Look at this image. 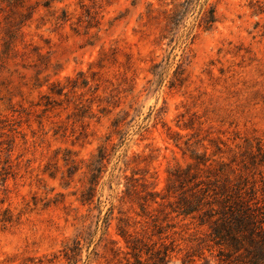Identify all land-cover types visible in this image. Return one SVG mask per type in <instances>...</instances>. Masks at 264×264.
Returning <instances> with one entry per match:
<instances>
[{"label":"rangeland","instance_id":"1","mask_svg":"<svg viewBox=\"0 0 264 264\" xmlns=\"http://www.w3.org/2000/svg\"><path fill=\"white\" fill-rule=\"evenodd\" d=\"M192 152L261 198L264 0H0V264H241L160 199Z\"/></svg>","mask_w":264,"mask_h":264},{"label":"trees","instance_id":"2","mask_svg":"<svg viewBox=\"0 0 264 264\" xmlns=\"http://www.w3.org/2000/svg\"><path fill=\"white\" fill-rule=\"evenodd\" d=\"M198 22L209 28L215 22L214 12H204ZM190 159L192 162L184 168L176 167L168 173L160 199H174L167 205L173 213L205 226L208 241L222 254L226 252L224 256L229 262L264 264V182L261 181L259 198L255 181L242 176L231 179L233 169L229 165L213 167L204 154L195 152ZM158 196L146 193L141 197V209L146 203L156 204ZM120 233L124 238L125 234ZM163 248L165 260L167 249Z\"/></svg>","mask_w":264,"mask_h":264}]
</instances>
